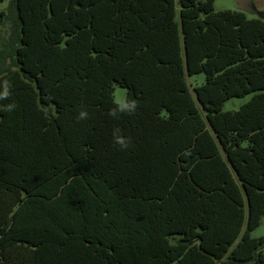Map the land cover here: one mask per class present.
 I'll use <instances>...</instances> for the list:
<instances>
[{"label":"trees","instance_id":"16d2710c","mask_svg":"<svg viewBox=\"0 0 264 264\" xmlns=\"http://www.w3.org/2000/svg\"><path fill=\"white\" fill-rule=\"evenodd\" d=\"M4 2L0 264H264V93L222 110L264 91V21L214 0ZM114 85L135 114L108 115Z\"/></svg>","mask_w":264,"mask_h":264},{"label":"rangeland","instance_id":"374dc122","mask_svg":"<svg viewBox=\"0 0 264 264\" xmlns=\"http://www.w3.org/2000/svg\"><path fill=\"white\" fill-rule=\"evenodd\" d=\"M8 1L9 0H5L4 4L1 7L3 11L5 10ZM213 6L215 12H219L223 10L237 11L236 0H214ZM255 7L259 11H264V0H255ZM247 17L252 18L254 16L247 15ZM8 33H9V22L4 20V22L0 24V45ZM186 79L191 90H193L194 87L200 86L205 82V76L203 73L186 76ZM256 93H264V91L247 94L242 97H232L224 103L222 110L235 111L239 109L241 105L248 102L251 99V97ZM126 94H127V90L125 88H122L118 85H114L113 100L117 105L122 100H126ZM251 236L254 238H259V237L264 238V217L261 220L260 226L254 231H252Z\"/></svg>","mask_w":264,"mask_h":264},{"label":"clouds","instance_id":"9594fccd","mask_svg":"<svg viewBox=\"0 0 264 264\" xmlns=\"http://www.w3.org/2000/svg\"><path fill=\"white\" fill-rule=\"evenodd\" d=\"M9 96V82L7 80L4 81V90L0 92V99H6ZM15 105H8L5 110L11 111L13 110ZM138 108V102L135 100H122L116 107L110 109L108 115L113 118H119V114H127L133 115L135 114ZM89 114L86 110L79 111L77 115V120L88 119ZM113 143L119 146L120 150H127L131 147V140L128 137H124L121 134V130L119 128H115L113 130Z\"/></svg>","mask_w":264,"mask_h":264},{"label":"water","instance_id":"95a60500","mask_svg":"<svg viewBox=\"0 0 264 264\" xmlns=\"http://www.w3.org/2000/svg\"><path fill=\"white\" fill-rule=\"evenodd\" d=\"M236 4L238 11L264 21V11H259L255 7V0H236Z\"/></svg>","mask_w":264,"mask_h":264}]
</instances>
